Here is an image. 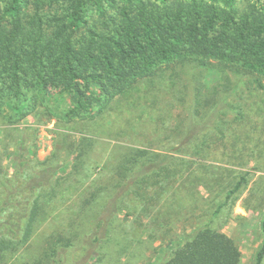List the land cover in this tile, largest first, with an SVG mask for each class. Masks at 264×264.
Wrapping results in <instances>:
<instances>
[{
    "label": "trees",
    "instance_id": "trees-1",
    "mask_svg": "<svg viewBox=\"0 0 264 264\" xmlns=\"http://www.w3.org/2000/svg\"><path fill=\"white\" fill-rule=\"evenodd\" d=\"M0 1V117L5 106L23 115L39 99L49 100L55 89L61 98L70 97L64 120L82 125V134L67 142L66 163L44 161L30 172L25 164L33 161V151L23 139L15 143L20 160L6 150L15 172L0 178V260H11L28 246L48 215L46 200L58 197L53 178L64 169L68 175L92 177L91 168L101 167L95 177H108L83 199L89 210L83 218L108 234L131 199L143 204L141 212L148 217L162 209L166 193L161 192L172 189L177 177H203L206 187L212 182L206 177H227L230 168L207 161L219 156L215 150L232 160L243 156L247 147L235 128L251 131L247 135L254 140L258 108L245 112L239 104V121L228 111L234 110L229 100L239 96L243 78L264 87V0ZM211 69L224 80L217 103L218 91L197 83ZM162 96L168 105L158 113ZM141 99L162 118L163 143L118 145L104 163L103 157L92 156L106 132L134 137L127 113H135ZM172 108L176 117L169 114ZM248 176L249 171L231 176L240 178L208 223L184 243L176 242L169 258L162 254L151 264H239L240 248L211 223ZM184 184L193 188L190 180ZM262 230L264 235V219ZM78 233L70 234L67 226L55 230L26 264H64L62 256ZM263 261L264 238L256 264Z\"/></svg>",
    "mask_w": 264,
    "mask_h": 264
},
{
    "label": "rangeland",
    "instance_id": "rangeland-1",
    "mask_svg": "<svg viewBox=\"0 0 264 264\" xmlns=\"http://www.w3.org/2000/svg\"><path fill=\"white\" fill-rule=\"evenodd\" d=\"M2 6L3 3L0 1V9ZM206 74L204 78H198L197 83L200 85L202 80L208 90L218 91L213 100L217 103L223 94L222 73L218 69H211ZM249 79L243 78L244 82L239 89V96H232L229 100L234 110L230 109L228 115L239 121L242 119L240 105L244 106V111L246 108L254 110V107H257L260 113L254 117V120H258V128L252 134L254 140L251 141L250 135H247L251 134V131L243 134L240 127L235 128L234 134L243 135V139L238 137L247 147L243 156L232 160L230 156H221L215 150L219 156L212 155V159L207 161V164L230 168L232 171L225 174L227 177H206L212 181L208 187L202 184L203 179L201 178L203 177H177V182L172 184V189L167 188L161 192L166 193L165 198L159 204V208L162 209H154L146 217L141 212L144 211L143 204L137 199H131L130 206H124L119 214L115 229L104 234L102 229L96 226L92 228L89 219L83 218L88 210L87 206H83V199L88 190L90 193L93 188L103 184L108 177H95V173H100L101 167L91 168V171H95V173L90 172L92 177H75L74 172L68 175L70 170L64 169L53 178L52 187L56 186L58 197L46 200L48 215L32 236L28 246L13 259L7 262L0 260V264H26L42 252L47 243L46 239L55 230L66 228V226L69 227L70 234L77 230L79 233L75 237L73 247L62 256L64 264H151L162 254H166L169 258L173 247L176 246L175 243L182 244L190 239L194 231L208 223L213 212L224 203L228 190H231L234 187L233 183L240 178L231 177L238 171H249L248 182L239 193L227 201L218 218L211 223V227L226 233L240 248L241 261L239 264H256V257L264 238L262 230L264 219V87ZM262 84L264 85V78ZM51 93L49 100L39 99L36 106L28 109L23 115L15 113L7 106L3 108L4 113L0 117V154L2 156V159L0 158V178L3 174H9V176L14 174L15 168L10 167L11 159L5 156L6 150L17 153V158L20 160L22 154L16 148L15 143L16 141L20 143L22 139L33 151L30 155L33 161L25 164L27 171L34 172L44 161L50 162L56 159L67 162V142L72 135L78 137L82 134V125H75L63 118L64 111L70 105L69 95L61 98L62 94H58L55 89H52ZM143 101L145 99L140 100L135 113L132 111L127 113L133 121L130 123L129 134H133L134 137L119 139L114 133L106 132L104 137L96 143L92 156L103 157L101 159L104 163L111 149L118 145L141 146L144 143L148 145L163 143L161 140L165 138L166 133L160 130L162 118L158 113L167 109L168 100L164 96L161 97L155 106L158 113H151L149 111L150 102ZM174 108L169 111V114L176 117L177 113ZM125 110L122 111L125 112ZM120 116L121 113L118 117ZM92 159L95 158L92 157ZM94 180L95 184L90 186ZM189 180L193 182V188H188L184 184Z\"/></svg>",
    "mask_w": 264,
    "mask_h": 264
}]
</instances>
